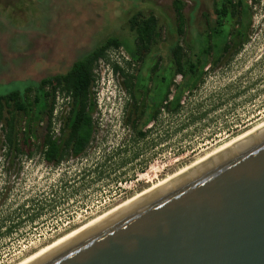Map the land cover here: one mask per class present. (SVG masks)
Masks as SVG:
<instances>
[{
    "label": "rangeland",
    "instance_id": "rangeland-1",
    "mask_svg": "<svg viewBox=\"0 0 264 264\" xmlns=\"http://www.w3.org/2000/svg\"><path fill=\"white\" fill-rule=\"evenodd\" d=\"M179 1L181 36L173 0H0V94L22 91L43 77L65 72L107 37L123 43L93 69L94 132L81 156L46 164L35 142L30 157L7 148L0 128V264L18 263L264 123V13L258 3L252 8L246 41L232 55L230 49L216 65L203 69L198 84L181 94L176 112L167 111L162 102L156 116L141 126L143 136L131 128L133 120L139 123L141 107L136 113L134 109L147 101L146 95L135 89L133 99L124 77L113 72L111 64L133 74L149 73L154 80L164 71L175 41L191 51L204 45L206 23L211 25L215 17L214 0ZM133 14L154 15L159 37L131 61L128 52L134 39L128 20ZM221 36L219 32L211 39L213 49ZM155 61L158 67L152 74ZM179 81L173 76L174 84ZM152 83L148 95L155 91ZM173 91L170 87L168 100ZM66 109L57 97L52 112L56 135Z\"/></svg>",
    "mask_w": 264,
    "mask_h": 264
},
{
    "label": "water",
    "instance_id": "water-1",
    "mask_svg": "<svg viewBox=\"0 0 264 264\" xmlns=\"http://www.w3.org/2000/svg\"><path fill=\"white\" fill-rule=\"evenodd\" d=\"M22 264H264V124Z\"/></svg>",
    "mask_w": 264,
    "mask_h": 264
},
{
    "label": "trees",
    "instance_id": "trees-1",
    "mask_svg": "<svg viewBox=\"0 0 264 264\" xmlns=\"http://www.w3.org/2000/svg\"><path fill=\"white\" fill-rule=\"evenodd\" d=\"M258 3L264 13V0H247V4L246 0H214L212 10L215 17L211 25L206 23L205 44L198 45L196 51H191L189 47L185 50L178 40L175 41L170 47L169 61L164 71L158 73L154 80L149 73L133 74L120 69L115 62L111 64L112 71H119L124 77L123 85L133 99L132 90L135 89L146 95L147 101L141 102L134 109L136 113L141 107L137 114L139 123L136 124L135 120L130 123L132 129H137L138 136L144 135L140 128L149 119V109L152 106H157L151 116L153 118L162 102H164L162 107L167 111L176 112L179 109L181 94L184 91H191L198 84L203 69L216 65L230 49L232 55L240 48L248 38L252 8ZM181 8L182 3L173 0L178 36L183 34L184 19ZM128 24L134 39L132 49L128 53L130 60L134 61L142 51H148L151 42H155L159 37V31L156 18L152 14L145 17L133 14ZM219 32L222 33L221 42L213 49L215 44L211 39ZM121 45L123 43L117 37H107L73 61L65 72L43 77L35 84L24 86L22 91L11 90L0 94V128L4 131L3 139L7 148L30 157L31 144L35 142L40 159L50 165H57L68 156H81L94 132L92 111L95 102L91 95V87L96 76L93 69L97 62L108 61L109 50H117ZM125 63L130 65V62ZM157 67L158 61H155L150 67V73L153 74ZM175 75L180 77L178 84L172 82ZM150 82H153L155 91L148 95L149 89L152 88L151 85L148 86ZM170 87H174V91L168 100ZM57 97L65 101L67 109L56 135L52 112ZM5 112L9 113L8 118L4 117ZM15 115L18 116V120L15 119ZM21 147H24L26 152H22Z\"/></svg>",
    "mask_w": 264,
    "mask_h": 264
},
{
    "label": "bare ground",
    "instance_id": "bare-ground-1",
    "mask_svg": "<svg viewBox=\"0 0 264 264\" xmlns=\"http://www.w3.org/2000/svg\"><path fill=\"white\" fill-rule=\"evenodd\" d=\"M262 124H264V123H262ZM262 124H260V125H262ZM260 125H258V126H260ZM258 126H257V127H258ZM257 127H255V128H257ZM255 128H253V129H255ZM253 129H251V130H253ZM251 130H249V131H251ZM249 131H247V132L243 133L242 135H244V134L248 133ZM242 135H240V136H242ZM240 136H238V137L234 138L233 140H235V139L239 138ZM233 140L229 141L228 143L232 142ZM228 143H225V144H224V145H222L221 147H223V146L227 145ZM221 147L217 148L216 150L220 149ZM216 150H215V151H216ZM215 151H213V152H215ZM213 152H211V153H213ZM211 153H209V154L205 155L204 157H202V158H200V159L196 160L195 162H193V163H191V164H189V165H187V166L183 167L182 169H180V170L176 171L175 173H173L172 175L168 176L167 178H165V179H163V180H161V181H159V182H156V183H154V184L150 185L148 188H146V189H143V190H141L140 192H137L136 194H134L133 196H131V197L127 198V199H126V200H124V201H122V202H121V203H119L118 205H116V206H114V207H112V208L108 209L107 211H105V212H103V213L99 214L98 216H96V217H94L93 219L89 220L88 222H86V223H84V224L80 225L79 227L75 228L74 230H71L70 232H68V233H66V234H64V235H62V236H60L58 239L54 240L53 242H51V243H49V244H47V245L43 246V247H42V248H40L38 251H36V252H34L33 254H31V255H29V256H27V257H25L24 259L20 260V261H19L18 263H16V264H22L23 262H25V261H27L28 259L32 258L33 256L37 255L38 253L42 252L43 250L47 249L48 247L52 246L53 244L57 243L58 241L62 240V239H63V238H65V237H67L68 235H70V234H72L73 232L77 231L78 229H80V228L84 227L85 225H87V224L91 223L92 221H94V220L98 219L99 217H101V216L105 215L106 213L110 212L111 210L115 209L116 207L120 206L121 204H123V203L127 202L128 200H130V199L134 198L135 196H137V195L141 194L142 192H144V191L148 190L149 188H151V187H153V186L157 185L158 183H160V182H162V181H164V180L168 179L169 177H171V176L175 175L176 173H178V172H180V171L184 170L185 168H187V167H189V166L193 165L194 163H196V162H198L199 160H201V159L205 158L206 156L210 155Z\"/></svg>",
    "mask_w": 264,
    "mask_h": 264
},
{
    "label": "flooded vegetation",
    "instance_id": "flooded-vegetation-1",
    "mask_svg": "<svg viewBox=\"0 0 264 264\" xmlns=\"http://www.w3.org/2000/svg\"><path fill=\"white\" fill-rule=\"evenodd\" d=\"M155 107H151L150 109H149V116H150V118H151V116L155 113Z\"/></svg>",
    "mask_w": 264,
    "mask_h": 264
}]
</instances>
